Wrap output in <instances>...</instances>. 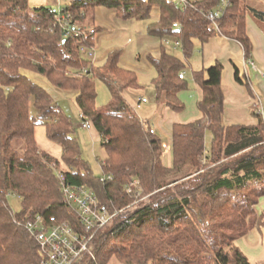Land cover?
I'll use <instances>...</instances> for the list:
<instances>
[{
	"label": "trees",
	"instance_id": "obj_1",
	"mask_svg": "<svg viewBox=\"0 0 264 264\" xmlns=\"http://www.w3.org/2000/svg\"><path fill=\"white\" fill-rule=\"evenodd\" d=\"M189 1L192 6L181 8L169 0H77L65 10L74 16L81 35L66 37L69 23H57L51 8L32 0H0V264H41L39 245L26 228L38 215L78 224L57 177L63 165L71 185L93 191L110 209L135 203L127 193L134 181L149 197L130 217L98 234L95 258L88 256L77 264H108L113 259L121 264H251L236 243L264 225L256 211L264 198V121L257 126L224 123L223 64L193 73L203 91L201 118L174 125V164L169 168L162 161L164 140L152 134L123 95L138 87L137 74L120 66V54L109 58L101 68L104 73L82 55V48L97 46L99 33L94 27V39L89 35L87 17L107 8L126 20L149 22L148 35L162 42L177 39L186 59L196 41L205 46L217 36L238 42L250 56L247 16L252 13L264 22V12L250 8L247 0H230L218 33L207 16L222 0ZM150 62L156 72L151 86L157 102L182 113L185 105L179 95L188 89L180 78L185 63L166 45ZM43 79L58 90L76 93L84 121L91 122L102 138L108 153L102 168L112 180L95 175L83 158L73 120L40 85ZM235 79L245 84L237 67ZM97 80L111 95L103 108L97 107ZM38 126L62 147L60 158L40 148ZM10 195L22 200L20 212L9 205Z\"/></svg>",
	"mask_w": 264,
	"mask_h": 264
},
{
	"label": "crops",
	"instance_id": "obj_2",
	"mask_svg": "<svg viewBox=\"0 0 264 264\" xmlns=\"http://www.w3.org/2000/svg\"><path fill=\"white\" fill-rule=\"evenodd\" d=\"M74 1L77 0H32L34 4L46 6L51 9H57V7L59 9H66ZM169 1L175 2L176 0ZM254 1L255 0H249V4L247 5L252 9L264 12V10H260L256 7ZM248 15H251L254 21L249 24L247 22V34L253 45L252 53L248 58L245 56L244 50L238 42L222 37V39L227 42L226 48L230 52L240 51L244 57L243 71L239 65L233 64V77L230 76L227 79L226 84L223 77V89L226 94L224 123L229 127L257 126L262 120V117L259 114L261 106L257 101V96L259 93H264V22L256 19L252 13H249ZM157 19L158 14L155 20ZM90 20V23L99 30V33L96 36L97 46L95 47V57L93 58L96 67H104L110 57L120 54V66L125 70H130L137 74L138 87L126 89L123 95L141 120L148 123L157 136L161 139L165 138V152L162 161L166 167H173L174 156L172 142L174 125L188 124L201 118L198 104L203 98V91L194 80L193 90L180 93L179 99L185 105V110L182 113H175L167 106L158 103L154 89L152 97L143 96L140 98L139 92L146 88V82L142 76L143 72V75L149 72L150 74H153L154 78L156 77V72L150 62V57H159L164 45H166L167 50L169 45H173L177 49L181 48V46H176L173 39L167 38L165 42H162L158 38L149 35L145 36L144 39L139 40L140 45L143 40L145 41V44L138 48L143 49L148 46L143 49L146 50V52H143L144 54L142 53L140 55L139 60L141 63L134 64L133 66L130 64L128 66L127 64L130 63L129 61H131V59L130 56L126 55V44H130L136 39L137 23H139V21L126 20L120 16V13L117 10L107 8H98L94 10ZM251 63H254L255 65L253 66ZM236 67L241 71V76L245 81L244 85L238 83L235 79ZM143 98H146L147 102H143ZM146 106L148 109L144 110ZM161 134H163V137H161ZM211 147L212 133L208 131L206 133L207 153L211 151ZM105 161H103L102 164ZM256 211L260 217L264 218V198L260 200ZM261 227L262 226L254 228L236 243L241 251L249 258L251 264H264V234L261 231Z\"/></svg>",
	"mask_w": 264,
	"mask_h": 264
},
{
	"label": "built area",
	"instance_id": "obj_3",
	"mask_svg": "<svg viewBox=\"0 0 264 264\" xmlns=\"http://www.w3.org/2000/svg\"><path fill=\"white\" fill-rule=\"evenodd\" d=\"M175 2L181 8L192 6L189 0H176ZM230 5V0H222L220 6L207 16L211 22V27L218 33L219 20L226 14ZM51 14L54 15L57 23H69L66 28V37H70L72 34L75 36L81 35L78 25L74 23L75 18L72 13L67 12L65 9H52ZM71 23L73 25H70ZM174 28L177 33L180 32L178 23L174 24ZM88 33L94 39L95 30L90 29ZM173 42L176 46H181L177 39H173ZM86 50L90 52L88 58L93 59L95 48H82V52ZM251 64L255 65L254 63ZM180 78L185 79V74L182 73ZM142 101L147 102V99L143 98ZM259 114L264 121L263 106L260 107ZM81 119L83 128L90 130L92 123L84 121L83 114H81ZM151 131L152 134H155L153 129ZM57 177L62 187L64 201L78 217V224L75 225L69 221H61L55 216L47 217L45 215H38L35 219L27 222L26 228L30 236L39 245L41 264H77L88 256L95 258L94 242L98 234L116 221L130 217L134 213L138 202L146 198H143L141 184L134 181L127 186V193L135 198V203L125 208L110 209L105 205H101L93 191L83 186L75 187L71 185L64 171L59 170ZM104 179L112 180L113 177L108 176Z\"/></svg>",
	"mask_w": 264,
	"mask_h": 264
},
{
	"label": "rangeland",
	"instance_id": "obj_4",
	"mask_svg": "<svg viewBox=\"0 0 264 264\" xmlns=\"http://www.w3.org/2000/svg\"><path fill=\"white\" fill-rule=\"evenodd\" d=\"M256 7L260 10H264V0H255ZM246 4H249V0L246 1ZM57 9H59L57 7ZM156 18L155 13L153 14V19ZM248 24L254 22L251 15L247 16ZM90 16L87 17V22L85 23L86 27L94 28V26L90 23ZM137 36L134 42H131L130 44H126V55L130 56L131 61L127 64L128 66L131 64L132 66L134 64H140L141 61L139 60L140 55L146 50H143L147 48L146 46L143 49H140L138 47H142L145 44V41H141V45L139 44L140 39H144L145 36H148V26L149 22H139L137 23ZM227 42L222 39V37H215L213 38L209 44L203 46L199 41H196L194 43V48L192 55L189 59H186L185 53L182 48H175L173 45H169L168 52L172 55L177 56L180 58L186 65L185 69V76H186V82L188 84V89L185 91H191L193 90V81H194V72H200L204 69L207 70L213 65H215L217 62L223 64L224 66V81L225 84L227 83V79L231 76L233 77L234 69L233 64L239 65L243 71V63H244V57L243 54L239 52H230L227 48ZM141 51V53H140ZM148 51V50H147ZM89 50H86L85 52H82V55L86 58L89 56ZM143 53V54H144ZM99 72H103L102 67H96ZM144 73V72H143ZM142 76L146 82V88L143 91H140L139 97L148 96L152 97L153 95V88L151 86L152 80L154 79L153 74L147 72ZM32 77H36L35 74H31ZM40 85L47 90L53 97L55 103H57L60 108L63 110V112L69 116L75 125V131L76 136L79 139L80 147H81V153L83 158L87 161L91 169L93 170L94 174L105 178V174L103 172L102 168V162L107 159L108 153L104 147H102L101 138L98 134V132L92 127V129L88 130L82 127L83 121L81 119V110L79 109L77 103H76V93L70 92V91H62L56 89L53 85H51L47 80H40ZM97 86V92H98V98H97V107L103 108L104 106L108 105L111 101V95L107 88V86L101 82L100 80L96 81ZM226 86V85H225ZM258 103L260 106H263L264 108V93L258 94ZM149 106V105H148ZM147 110V106L144 108V110ZM158 120V119H156ZM162 135V136H161ZM160 136L163 137V134ZM36 139L40 146V148L55 156V157H61L63 153L62 147L51 141L48 138L47 130L44 126H38L36 129ZM164 141L165 138H162ZM210 147V146H209ZM210 149V148H209ZM66 171V166H61L57 170ZM144 198V196H143ZM149 197H146L143 201L138 202L134 212L140 207L141 203L145 204L148 203ZM9 205L13 209L15 213H18L22 210V200L20 197L15 195H10L8 198ZM261 231L264 234V225L261 227ZM264 240V237H263ZM108 264H121L116 259H113Z\"/></svg>",
	"mask_w": 264,
	"mask_h": 264
}]
</instances>
